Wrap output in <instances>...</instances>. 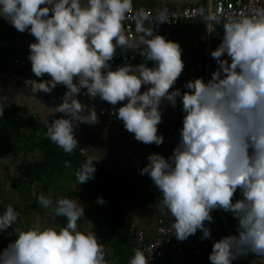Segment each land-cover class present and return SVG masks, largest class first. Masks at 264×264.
<instances>
[{
    "label": "clouds",
    "instance_id": "1",
    "mask_svg": "<svg viewBox=\"0 0 264 264\" xmlns=\"http://www.w3.org/2000/svg\"><path fill=\"white\" fill-rule=\"evenodd\" d=\"M131 9L132 0H0V18L34 38L27 56L35 77L29 81L32 93L65 89L60 103H41L53 117L46 138L68 154L77 148L75 129L99 122L95 107L80 99L86 94L110 105L137 142L161 146L163 111L179 104L181 127L171 154L150 153L139 169L160 193L159 211L171 215L173 235L181 242L198 231L201 240L211 239L215 211L236 221L233 233L212 241L210 264L264 258V8L208 17L209 35L212 24L222 28L209 53L216 68L208 79L191 78L182 88L176 86L185 68L181 46L143 24L138 39L127 38L122 22ZM165 15L160 13V23ZM118 48L122 54L138 50L143 61L113 68ZM7 100L0 95V117ZM93 161L76 171L78 184L94 179ZM105 202L97 197L98 204ZM38 203L53 205L43 195ZM53 211L66 225L19 230L0 247V264H107L96 235L77 228L84 207L76 198L60 197ZM19 218L6 205L0 233ZM128 264L149 259L136 249Z\"/></svg>",
    "mask_w": 264,
    "mask_h": 264
},
{
    "label": "built area",
    "instance_id": "2",
    "mask_svg": "<svg viewBox=\"0 0 264 264\" xmlns=\"http://www.w3.org/2000/svg\"><path fill=\"white\" fill-rule=\"evenodd\" d=\"M211 1L212 6L207 12L192 4H183L178 9L168 11L163 9H145L141 12H136L131 9L122 22L124 34L129 39L139 37L140 33L137 31L139 24H143L146 28H153L155 34H160L161 32L175 28L179 19L194 18L200 14L204 15L207 19L212 15H220L221 13L224 15H239L240 13L251 14L257 8H264V0ZM165 11V23H160V13ZM29 43V39L22 41L0 40V54L3 53V58L0 59V84L7 80H12L25 86L33 96L60 101L65 91L61 86H58L51 94L42 92L32 93L29 81L30 79H35V77L31 73V65L27 59L29 50L24 52V49L28 47ZM218 43L219 38L217 35L208 34L205 42L201 40V42L194 47L183 50L182 60L184 61L185 68L177 83L184 84L187 80L195 77H204L208 79L210 73L216 68L215 61L212 60L209 53ZM137 53L138 50H128L126 53L122 54L121 50L117 49L116 57L112 61V67L124 63L133 65L141 63L143 57ZM205 61L207 63L206 67ZM147 63L149 66H152L151 62ZM80 99L86 104L95 106L93 100H90L86 94L82 95ZM95 107L100 120L117 131L124 142L132 145H144L137 142L133 134L128 133L124 129L123 123L111 114L112 109L110 105L104 102ZM20 114L22 117L28 119H36L34 114L28 111H22ZM52 119L53 118L46 120V124L50 123ZM179 128L180 127L168 120L163 111L159 132L163 134L165 138L164 141H173L178 136ZM76 138L78 140V145L73 151L86 162L89 159H94L82 146L77 135ZM58 148L61 149L60 147ZM93 163L97 169L110 176L112 181L118 184V177L110 171L107 165L97 159H94ZM118 210L120 223L131 240V255L123 264H128V260L134 255L136 249L144 253L145 257L149 259V264H155L158 260H165L167 264H201L211 251L197 244L196 234L190 236L183 242L178 241L173 235V218L171 216H158L152 228H147L142 224L130 221L125 213L124 202L122 201L120 190L118 191ZM230 218L231 224L229 226V233H233L235 231L236 221L231 216Z\"/></svg>",
    "mask_w": 264,
    "mask_h": 264
},
{
    "label": "crops",
    "instance_id": "3",
    "mask_svg": "<svg viewBox=\"0 0 264 264\" xmlns=\"http://www.w3.org/2000/svg\"><path fill=\"white\" fill-rule=\"evenodd\" d=\"M183 4H192L200 7L204 11L212 6L211 0H132V10L141 12L145 9L151 10H174L180 8ZM210 21L204 15L200 14L194 18L179 19L175 28L168 31L161 32L159 35L165 36L166 39L179 43L183 50L190 49L203 40L206 41ZM214 31L212 34L219 36L222 34V28L218 25L212 24ZM139 37L130 39L135 40ZM29 39L30 42L34 38L28 34L20 33L10 26L6 21L0 18V40L7 41H22ZM119 49V48H118ZM28 47L24 49V52ZM120 50V49H119ZM3 58V53L0 54V59ZM115 68V67H113ZM183 83H177V87L183 86ZM0 95L7 96V106L15 105L20 107L23 111H28L40 121L49 120L53 118L49 110L42 106L52 107L60 101H55L48 98L33 96L28 89L12 80H7L0 84ZM95 106L101 103L98 98L93 100ZM42 103V104H41ZM94 106V107H95ZM96 110V107H95ZM97 112V111H96ZM164 112L168 120L176 126L181 127L182 113L179 104L175 109L166 107ZM98 115V114H97ZM99 122L95 125L80 124L75 129V133L79 138L85 150L97 160H100L107 165L112 173L118 177V184L112 181V178L106 175L101 170L96 171L99 177H105L111 181L114 189V196L118 202V191L122 194V201L124 202V209L128 219L132 222L142 224L147 228H152L155 224V219L161 215L171 216L165 211H159L160 193L153 185L152 181L147 175L141 176L139 169L146 163V157L150 153H159L164 156L171 154L172 148L178 141L177 136L173 141H164L161 146L156 145H132L124 142L117 131L112 127L104 124L99 116ZM37 130V129H35ZM39 132V131H38ZM91 181H94L92 179ZM76 182V181H75ZM85 187V184H83ZM88 191V190H87ZM90 193L88 192V196ZM213 223L208 225L211 228V239L201 240L199 231L196 233L197 244L204 248L211 250L212 241L219 239L221 236L228 235L229 226L231 224L230 215L221 213L223 222L227 227L228 233H225L223 222L221 221L217 211L212 213ZM131 248H129L130 250ZM264 258L255 255H249L246 258H241L234 261L233 264H263ZM155 264H167L164 260H159ZM201 264H210L208 257Z\"/></svg>",
    "mask_w": 264,
    "mask_h": 264
},
{
    "label": "rangeland",
    "instance_id": "4",
    "mask_svg": "<svg viewBox=\"0 0 264 264\" xmlns=\"http://www.w3.org/2000/svg\"><path fill=\"white\" fill-rule=\"evenodd\" d=\"M38 130L19 128L12 124L0 127V140L13 146L7 157H0V213L6 205H12L20 218L7 232L0 233V247H4L18 234L37 225L41 227H61L54 219L55 202L60 197L77 199L84 207V216L77 221L82 232H93L103 245L107 264H116L118 258L131 248L129 240L116 242L104 222L98 205L88 196L83 184H78L65 175L51 177L47 182L31 172V166L39 158ZM53 201L44 208L38 203L39 196Z\"/></svg>",
    "mask_w": 264,
    "mask_h": 264
},
{
    "label": "trees",
    "instance_id": "5",
    "mask_svg": "<svg viewBox=\"0 0 264 264\" xmlns=\"http://www.w3.org/2000/svg\"><path fill=\"white\" fill-rule=\"evenodd\" d=\"M2 54V53H1ZM23 110L15 105L4 108V114L0 117V127L12 124L16 130L19 128L37 129L41 135L38 146L40 148L39 158L34 161L31 166V172L37 178H43L47 182L51 177L65 175L69 179L76 181L75 173L84 161L75 151L71 154L65 153L59 149L55 143L46 138V122L38 119H28L22 117L20 112ZM13 146L8 142L0 140V157H7ZM65 161L69 162L70 167L65 166ZM94 173V181L89 180L85 184V189L90 193V198L95 202L100 210L101 216L108 226L110 232L115 235L116 242L130 240L127 232L123 229L119 220L118 202L114 196L112 182L105 177H99ZM97 197H102L106 202L104 204L97 203ZM55 221L62 227L67 221L64 217H57L54 214ZM131 255V249L120 256L116 264H123ZM159 261V260H158ZM165 261V260H164Z\"/></svg>",
    "mask_w": 264,
    "mask_h": 264
},
{
    "label": "water",
    "instance_id": "6",
    "mask_svg": "<svg viewBox=\"0 0 264 264\" xmlns=\"http://www.w3.org/2000/svg\"><path fill=\"white\" fill-rule=\"evenodd\" d=\"M208 10H209V9H208ZM206 66H207V63H206V61H205V67H206ZM217 213L219 214V217H220L221 221L223 222V217H222V215H221V212H220V211H217ZM223 228H224L225 233H228L227 227H226V225L224 224V222H223Z\"/></svg>",
    "mask_w": 264,
    "mask_h": 264
}]
</instances>
